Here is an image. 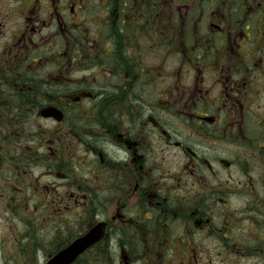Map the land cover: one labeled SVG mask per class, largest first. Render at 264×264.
<instances>
[{
	"label": "flooded vegetation",
	"instance_id": "obj_1",
	"mask_svg": "<svg viewBox=\"0 0 264 264\" xmlns=\"http://www.w3.org/2000/svg\"><path fill=\"white\" fill-rule=\"evenodd\" d=\"M262 103L264 0H0V205L44 207L28 232L48 234L13 228L0 264H48L96 227L73 264H264ZM40 163L62 188L32 180Z\"/></svg>",
	"mask_w": 264,
	"mask_h": 264
},
{
	"label": "bare ground",
	"instance_id": "obj_2",
	"mask_svg": "<svg viewBox=\"0 0 264 264\" xmlns=\"http://www.w3.org/2000/svg\"><path fill=\"white\" fill-rule=\"evenodd\" d=\"M114 37L116 40H121V38H122V36L120 34H117V33H114ZM20 68H22V67H20ZM18 72H20V73L22 72L21 75L16 76V77L13 75H9L4 80L2 79L1 81L3 82V85L5 87H14L15 86L14 77H15V80H19L22 83L26 82L28 80L29 81L35 80V77L33 75L24 73L23 69H19ZM32 87L34 89H37L35 86H32ZM116 91H117L116 86L114 84H110V85L103 87V89L98 90V92L96 93V97L100 98V99L112 100L115 97L114 94ZM133 92L135 93V99H133L132 102H142L143 94L137 90H134ZM54 95H59V93H54ZM144 101H146V100H144ZM7 159L10 161H13L10 158H7ZM23 161H24V159H21V162H23ZM21 162L20 163L14 162V163L19 165V164H21ZM5 175H6L5 177H7L6 178V181H7L8 176H7V174H5ZM9 176H11V175H9ZM36 208L37 209H35L34 206H20L18 204H15L12 206H6L5 214H7V217L9 216V218L5 221L10 225L17 226L18 223L21 221L22 217L24 215H27L26 213H30L32 215L45 213L44 207L36 206ZM32 229L39 230V228L31 227V228L25 229V231L28 232ZM28 234L35 236L41 240L46 238V236H48V234H44V233L32 234V233L28 232ZM90 235H91V233L89 232V233H86L84 236H90ZM27 240H28V244H29V246L28 245L27 246L30 248L31 252L35 251V249L42 246V245L40 246V243L38 241H36V239L31 237V236L28 237ZM99 243L102 244V242H100V241H99ZM28 260H30V258Z\"/></svg>",
	"mask_w": 264,
	"mask_h": 264
},
{
	"label": "rangeland",
	"instance_id": "obj_3",
	"mask_svg": "<svg viewBox=\"0 0 264 264\" xmlns=\"http://www.w3.org/2000/svg\"><path fill=\"white\" fill-rule=\"evenodd\" d=\"M212 16V15H211ZM213 18V16L211 17V19ZM43 45V44H42ZM166 63H168V64H173L174 62L172 61V60H170V61H167ZM263 108H264V104L262 103V105H261V111H263ZM33 167H32V169H35V171L32 173V176H31V178H32V180L34 181V182H39V179H40V182L42 183L41 185H44V186H46L48 189H50L51 191H53V193L57 190V189H60V188H62L61 187V182L57 179V178H51V179H48V178H46L47 177V175H48V170H50V169H47L48 167H46V165L44 164V163H40V164H37V165H35V164H33L32 165ZM30 167V166H29ZM25 167H23V168H21V169H24ZM31 168V167H30ZM29 168V169H30ZM20 169V170H21ZM25 169H27V168H25ZM14 176H16V175H14ZM6 178L7 177H3L2 179H4V180H6ZM13 179V177H8V181H10L11 182V180ZM6 182H4V181H2L1 180V182H0V195L1 196H4L5 197V202H7V203H11L9 200H8V198L6 197V193H5V188H3V187H1V186H3L4 184H5ZM18 205H20V206H23L24 204H18ZM6 207V205L4 204V206L3 205H0V219L3 221V223H0V226H1V228L2 229H8L7 230V232H5V233H1L0 234V245H5V247H8L9 248V251H11L10 250V247L11 246H14V245H16V244H14L13 243V241H12V238L10 237V236H12V233L11 232H9L10 230H12L13 229V225H10V224H8L5 220H7L8 218H9V216L7 217V214H5V210H3V208H5ZM237 207L235 206V209H236ZM220 211H222V212H225L223 209H222V207H221V210ZM27 215H24L23 217H22V219H21V221L18 223V225H17V228L18 229H21L22 231L23 230H25V228L27 227V224H28V222L30 221V222H32L33 221V218L35 217V215L34 216H32V214H30V213H26ZM15 227V226H14ZM33 228H38V227H36L35 225L33 226ZM39 229H41V228H39ZM218 230V229H217ZM6 240V241H5ZM23 241V243L22 242H19V245H24V246H27V245H29L28 244V242L26 241V239H24V240H22ZM22 263V262H21ZM22 264H24V263H22Z\"/></svg>",
	"mask_w": 264,
	"mask_h": 264
},
{
	"label": "water",
	"instance_id": "obj_4",
	"mask_svg": "<svg viewBox=\"0 0 264 264\" xmlns=\"http://www.w3.org/2000/svg\"><path fill=\"white\" fill-rule=\"evenodd\" d=\"M53 110L47 111L45 116H53ZM94 232L91 233L90 236L85 237L82 240L77 241L72 247L60 255L56 260L53 261V264H69L75 256H77L80 252H82L86 247L92 245L94 242L98 241L101 238V235Z\"/></svg>",
	"mask_w": 264,
	"mask_h": 264
},
{
	"label": "trees",
	"instance_id": "obj_5",
	"mask_svg": "<svg viewBox=\"0 0 264 264\" xmlns=\"http://www.w3.org/2000/svg\"><path fill=\"white\" fill-rule=\"evenodd\" d=\"M57 48H58V52H59V50H61V46L59 45V43L57 44ZM42 54H46V53H42ZM37 100H38V98H37ZM213 208V211L215 212V210H216V207L215 206H213L212 207ZM261 214H264V207H263V209H261L260 211H259ZM249 213H257V211H256V207H254V206H250V209L249 210H247L246 211V214H249ZM29 226V225H28ZM27 228H29V227H27Z\"/></svg>",
	"mask_w": 264,
	"mask_h": 264
}]
</instances>
